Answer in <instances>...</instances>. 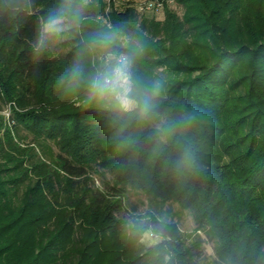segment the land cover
<instances>
[{
    "label": "trees",
    "instance_id": "obj_1",
    "mask_svg": "<svg viewBox=\"0 0 264 264\" xmlns=\"http://www.w3.org/2000/svg\"><path fill=\"white\" fill-rule=\"evenodd\" d=\"M44 1L15 16L0 13V109L45 77H63L76 59L79 43L57 58L56 70L51 47L34 58ZM134 2L110 23L132 26ZM177 3L181 15L169 4L163 18L157 9L144 11L136 70L146 84L162 82L158 107L165 117L201 116L187 136L202 167L175 175L147 144L150 129L128 125L123 129L139 146H127L119 174L107 176L93 140L119 126L105 109L15 111L9 118L0 112V264H264V0ZM96 8L87 1L85 17L99 15ZM84 28L83 40L108 30L96 23ZM69 116L90 133L85 142L75 136L74 151L59 136ZM22 125L33 134L29 146L15 137ZM90 170L100 173L99 185ZM132 190L144 195L142 212L128 201ZM185 210L193 216L191 231L178 223ZM143 216L167 221L166 239L156 248H145L128 226Z\"/></svg>",
    "mask_w": 264,
    "mask_h": 264
},
{
    "label": "clouds",
    "instance_id": "obj_2",
    "mask_svg": "<svg viewBox=\"0 0 264 264\" xmlns=\"http://www.w3.org/2000/svg\"><path fill=\"white\" fill-rule=\"evenodd\" d=\"M35 0H0V13L15 16L28 11ZM87 0H60L58 6L41 20L33 47L38 59L50 47L72 31H78L86 19L84 6ZM144 52L138 39L127 35L120 26L109 25L108 30L95 32L79 42L76 59L61 78L68 90L86 86L89 101L108 111L112 121L126 127L144 125L150 131L146 137L157 157H162L172 173L178 176L194 173L202 166L195 144L187 133L199 123L201 116L195 111H184L173 119L162 115L158 107L163 84L155 80L144 83L136 66ZM86 64L90 67L86 68ZM125 147H138L136 141L125 137ZM164 217L152 221L150 217L129 220L139 243L145 248H156L166 239ZM167 259V258H166Z\"/></svg>",
    "mask_w": 264,
    "mask_h": 264
},
{
    "label": "rangeland",
    "instance_id": "obj_3",
    "mask_svg": "<svg viewBox=\"0 0 264 264\" xmlns=\"http://www.w3.org/2000/svg\"><path fill=\"white\" fill-rule=\"evenodd\" d=\"M92 1L95 6H97L96 9L99 10V15L93 18V16H89L88 18L82 22L81 27L78 31H72L71 33L67 34L66 37L60 41H57L51 46L52 53H51V59H52V65L54 66L55 70L58 69V61L57 58H61L67 54V51H75L76 45L79 43L80 40H83L84 34L87 33V31L84 28V25H93L96 23L97 25L103 24L104 27L108 28L109 25L112 26H120L119 23L113 22L110 23V17L114 16V13H116L119 10L125 9L127 7L128 0L127 1H120L116 2L114 0H87ZM60 3V0H45L44 3L40 7V11L42 13L43 19H45L50 12H52ZM132 6L133 11L135 12V15L133 16V22L132 26L129 27H122L125 31V33L129 36H131L133 39H136V31L141 29V24L143 23V20L145 18L146 12H141L136 10L135 4H130ZM170 7L175 10L179 15L182 14L183 8L182 6H178L177 0L174 1V3L170 4ZM165 10V9H164ZM164 10L160 9L155 12L156 16L158 18H163ZM152 13V12H151ZM150 13V14H151ZM70 60L74 61L72 57H70ZM57 67V68H56ZM165 67H157L158 72H162V69ZM196 74V72L194 73ZM193 74L187 76L180 74L179 76L182 78L186 77H192ZM52 76H55V78L51 79ZM61 74L60 75H51L50 77H45L43 80H40V82L28 88L27 90H22L21 95H18V99L16 98H8L6 101L1 102V109L0 112L5 115V118H9L10 114L19 111V112H28L29 111H40L46 110V111H69L74 112L80 107H83L84 105H95V101H89L87 96V89L84 84L81 85L79 89L76 90H68L62 83H61ZM15 93H19L18 91ZM166 112V109L164 110V113ZM162 113V115L165 117V114ZM69 120L64 124L60 131V140L63 145H65L67 148L74 151L72 148L74 145L77 144L78 140H75V136L85 138L84 142L86 140H89L86 135L90 134L87 130L80 129L79 127L76 128V124L74 122V117L69 116ZM124 128V127H123ZM121 126L117 128V130L114 131L112 134V131L109 132L110 134H106L101 138H98V140L94 139V145L97 146L100 151L102 150L101 161L102 168L106 171L107 176H115L118 175L121 169V159L120 156L125 150V146L123 144V140L125 137L129 138L132 137L134 134L131 131H126ZM193 129V128H192ZM19 136L15 135L16 139L22 144V145H28L32 144L34 142L33 134L27 130L26 127L19 126ZM189 131L188 133H190ZM108 137V138H107ZM45 142L50 145L52 150L54 152L58 151L57 144L50 140H45ZM38 151H41V153L44 154L42 151V148L38 146ZM104 166V167H103ZM101 169L100 167H98ZM92 172L91 176L95 180V184L99 185V175L100 173L95 170H90ZM112 173V174H111ZM23 188V187H22ZM22 191V190H21ZM16 194L19 195L20 191H16ZM128 201L129 203L134 206V210L136 212H142L146 206V201L144 198V195L140 193L139 191L132 190L128 195ZM128 203V204H129ZM129 204V205H130ZM128 205V212H134V210ZM131 205V206H132ZM177 208V206H174ZM179 226L182 231H191L194 226V220L193 216L188 210H185L182 213V216L180 220L178 221ZM126 239H129L128 237ZM110 242V241H109ZM144 246V245H143ZM210 242H206L204 244L205 252L207 255L212 254V247ZM145 247V246H144Z\"/></svg>",
    "mask_w": 264,
    "mask_h": 264
},
{
    "label": "built area",
    "instance_id": "obj_4",
    "mask_svg": "<svg viewBox=\"0 0 264 264\" xmlns=\"http://www.w3.org/2000/svg\"><path fill=\"white\" fill-rule=\"evenodd\" d=\"M116 2L127 1V0H114ZM129 1V0H128ZM175 0H135L134 4L138 11H151L163 8L165 4H172Z\"/></svg>",
    "mask_w": 264,
    "mask_h": 264
}]
</instances>
